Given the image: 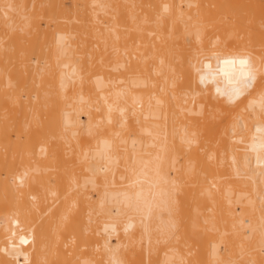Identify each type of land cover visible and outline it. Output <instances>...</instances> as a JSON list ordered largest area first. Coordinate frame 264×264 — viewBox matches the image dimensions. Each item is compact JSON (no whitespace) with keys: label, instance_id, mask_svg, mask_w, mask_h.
<instances>
[{"label":"bare ground","instance_id":"6f19581e","mask_svg":"<svg viewBox=\"0 0 264 264\" xmlns=\"http://www.w3.org/2000/svg\"><path fill=\"white\" fill-rule=\"evenodd\" d=\"M0 264H264V0H0Z\"/></svg>","mask_w":264,"mask_h":264}]
</instances>
